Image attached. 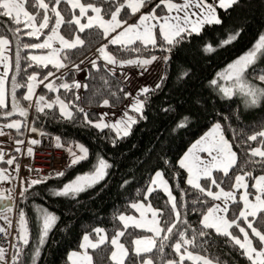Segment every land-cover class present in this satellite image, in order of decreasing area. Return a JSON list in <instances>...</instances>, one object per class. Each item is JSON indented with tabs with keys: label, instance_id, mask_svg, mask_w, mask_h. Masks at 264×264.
<instances>
[{
	"label": "snow or ice",
	"instance_id": "snow-or-ice-1",
	"mask_svg": "<svg viewBox=\"0 0 264 264\" xmlns=\"http://www.w3.org/2000/svg\"><path fill=\"white\" fill-rule=\"evenodd\" d=\"M62 5L67 7L62 8ZM241 6L242 0H212L211 3L208 0H90V2L85 0H0V17L8 18L15 25L14 28L5 25V31L0 32V67L3 68V71H0V116L12 117L18 114L25 118V121L15 119L9 123L0 124V136L9 134L5 132V129H15L23 135L22 127H28L26 118L29 113L16 98V88L20 85L14 75L11 77L10 90L8 88L9 72L13 70L11 49L13 40L10 36L15 38L16 73L20 72L21 48L47 50L45 55L25 56L24 59L29 62L28 67H32V64L40 68H48L52 65L57 71L66 68L67 64L64 61L69 59L71 50L84 46L85 39L81 38V34L86 31L97 32L107 41L96 49L95 58L89 61L93 68L99 70L100 65L97 60L103 59L106 62L105 67L109 64L121 66L127 64L136 65L146 71L153 62L160 59L167 61L169 56L150 55L140 58L138 55L135 58L118 60L107 51L108 45H115L119 49L135 53H140L141 49L147 51L150 48L159 47L161 51L170 53L175 45L193 36L202 35L208 27H224L225 18L217 9L228 13L229 10ZM130 20L132 22H129ZM3 24L4 21L0 20V25ZM62 26L68 33L67 38L60 33ZM45 29H48V33L43 42H21V32L25 36L39 40L41 35H45ZM243 32V27H236L231 31L225 30L223 39L218 38L215 45L211 41H206L204 51L214 52L218 48L226 47L237 41ZM157 33L160 44H158ZM57 43L59 46L55 47L54 44ZM261 59H264V34L258 37L251 49L229 63L223 72L218 73L217 77L210 81V85L226 99L242 97L246 107L261 104L264 102V69L256 67ZM80 63L83 64L84 61L81 60ZM73 68L79 71L80 65L73 64ZM111 71L115 72V69ZM54 75L51 71L42 78H39L37 73L29 75L28 83L24 85L27 88V95L23 99L29 102L33 100V81L43 83ZM183 75L187 76L188 73L185 72ZM60 79L61 77H56V80ZM163 79L164 77L161 78L160 83ZM160 83L152 89L147 86L141 88L128 105L129 111H134L140 114L141 118H146L143 117V110L148 102L149 93L158 90ZM45 87L49 91L59 92L60 88L72 91L73 88L78 89L81 85L73 81L71 84L62 82L57 86L53 81L47 83ZM125 96H132V94L125 93ZM142 96L143 99H141ZM75 99L78 100L79 97L76 96ZM9 101L10 111L7 110ZM102 103L108 106L109 99H103ZM56 107L63 119L71 121L76 118V112L73 111L75 100L66 102L59 95L49 100L45 95H39L35 103V110L38 113ZM77 111L83 114L87 125L101 131L114 130L118 137L129 135L131 126L137 122L133 116L128 115V112L123 113L116 122L109 123L105 122L108 113H102L96 120H92L88 118L89 114L83 108H78ZM222 119L224 118L221 117ZM186 120L187 117L184 118V121ZM184 126L185 122L178 124V127ZM28 130L37 131L35 127H30ZM55 139L57 145L62 147L61 138L57 136ZM249 141H258V144L254 147L249 146L247 157L238 163V153L233 150L232 143L224 134V126L218 120L178 161L179 166L188 173L186 184L201 194L192 201L194 206L192 210L199 211L201 216L198 228L188 223L187 202L181 201L178 205L176 196L170 190L171 186L164 178V171L156 170L144 191L143 199L128 205L139 214V217L120 211L113 216L119 227L113 231L111 237L105 229L99 227L93 229L91 234H84L80 250H73L68 256L70 264H93L89 249H99L102 245L111 248L108 255L110 264H154L153 254L159 256L160 264H185L186 261L189 264H221L218 257L209 254L213 235L225 237L227 243L237 248L251 264H264V174L255 176L250 169L253 164H259L264 168V127L244 139L245 144ZM14 143L16 145L14 150L20 152V145L24 141L15 139ZM36 143H38L36 140L30 141V144ZM74 143L78 151H74L72 146L66 149L70 156L69 168L89 159L88 147L81 143ZM112 143L115 144L116 140ZM27 152L31 155L32 148L29 147ZM199 153H206L207 158L202 159ZM5 155L3 147H0V161L12 165L16 157L12 156L5 161ZM165 163L168 162L165 161ZM16 167L18 169L19 165ZM111 167L112 165L105 159L98 157L91 171L77 174L73 179L63 183L60 188L52 190V195L76 199L81 193L102 181ZM3 172L4 170L0 169V179L6 178ZM216 173L219 176L215 175ZM64 176V171L55 173L56 178ZM47 179L48 177H45L44 180L32 179L25 182L27 187L22 189L20 195L25 196L29 188L44 183ZM249 180L253 181L251 191ZM127 183L128 181H125V184ZM157 189L163 190L168 196L166 203L169 204L170 211L167 215L164 210L154 209L151 203L147 202L148 197ZM0 200H11V197H5L0 192ZM196 204L201 206L200 209L195 208ZM6 210L11 211V206L5 205L0 212ZM37 212L39 236L29 256L32 264H36V260L41 255V248L59 219L55 213L44 207H38ZM4 219L9 226L12 225L11 219L7 216H4ZM17 228L15 253L10 258L11 264H20L23 251L30 244L31 231L23 210L19 211ZM129 229L146 231L151 235H134ZM0 233L5 236L10 235L8 228L4 226H0ZM92 235L97 238L96 242L92 241ZM122 238H126L125 242H121ZM166 247L171 248L172 258H168V254L165 253ZM6 253L7 250L0 246V264H9Z\"/></svg>",
	"mask_w": 264,
	"mask_h": 264
},
{
	"label": "trees",
	"instance_id": "trees-1",
	"mask_svg": "<svg viewBox=\"0 0 264 264\" xmlns=\"http://www.w3.org/2000/svg\"><path fill=\"white\" fill-rule=\"evenodd\" d=\"M61 7L67 6L62 5ZM29 10L31 11V9ZM217 11L225 18L224 27H208L202 35L193 36L175 45L170 53L161 51L159 47L150 48L147 51L141 49L140 53H135L124 51L115 45H108L109 53L119 59H128L138 55L148 57L162 53L169 56L161 76L164 79L160 83V88L149 93L148 102L143 110V117L146 118H141L140 114L133 112L137 122L132 125L129 135L118 137L114 130L104 129L101 131L87 125L83 114L77 111L78 108H83L89 114V119L96 120L99 113L95 108L103 99H109V104L113 106H119L125 100L127 87L118 75L105 67L101 61H98L99 70L92 66L88 67V73L84 77L87 87H84L80 100L75 99L76 88H73L72 91L61 88L57 92L66 102L75 100L73 111L76 112V118L74 120L63 119L58 107L45 109L43 113L36 112L35 108L31 111V127H35L39 133L59 136L60 143L66 148L74 142L84 144L89 149V159L75 167H65L64 177L56 178L53 174L44 183L29 188L25 196L22 197L20 193L18 194L16 198L17 213L19 214L20 210L24 211L31 231L30 244L23 251L20 264H32L29 256L31 249L36 246L39 236L38 207H44L56 213L59 219L41 248V255L36 260V264H69L70 251L80 249L84 234H90L93 229L102 226L111 237L113 231L119 227L118 222L113 219L114 214L120 211L135 212L128 205L143 199L144 191L156 170L164 171V177L169 182L178 205L181 201L187 202L188 223L194 228L199 227L200 212L192 210L194 207L192 201L200 197L201 194L186 184L188 173L178 163L181 155L189 148L192 141L200 137L201 133L219 120L224 126L226 137L233 145V150L238 153L239 163L247 157L249 146L254 147L258 144V141H249L248 144H245L244 139L264 127V102L255 107H246L242 97L226 99L210 85V81L216 77L220 68L241 55L242 52L250 49L264 32V0H242L241 7L229 10L228 13H224L220 9ZM65 19H68L67 15ZM0 20L4 21V24L0 25V32L5 31V25L15 27L8 18L0 17ZM236 27L244 28L242 36L237 41L226 47L218 48L214 52L204 51L206 41H211L215 45L218 38L223 39L225 30L231 31ZM47 31L48 29H45L44 33L46 34ZM61 33L68 36L64 26L61 27ZM20 35L22 43H34L37 40L35 37L25 36L23 32ZM81 38L85 39V44L81 48L71 50L69 59L64 61L67 64L66 68L93 50L96 45L107 43L97 32L88 33L86 31L81 34ZM10 39L13 40L11 45L13 70L9 72L8 88L10 90L11 77L14 75L20 85L16 88V98L28 110L31 102L23 99L27 91L24 85L28 83V76L37 73L39 78H42L47 72L57 70L52 65H49L48 68H40L36 64L28 67L29 62L24 57L33 49L21 48L20 72L16 73L14 66L15 38L10 36ZM157 40L160 44L158 33ZM256 67L264 69V59L259 60ZM66 72V79L73 83L74 71L67 69ZM185 72L188 73L187 76L183 75ZM39 92L48 98L54 96V92L47 90L42 85L38 88ZM168 108L172 110H164ZM7 110H11L10 101ZM17 117L24 119L17 114L12 117L0 116V121ZM185 117H187L186 121H184ZM221 117L224 119L221 120ZM180 122H185V126L178 127ZM13 131L16 138L21 139L25 135L26 127L21 129L23 135L16 130ZM113 140H116L115 144L112 143ZM98 157L112 165L102 181L81 193L76 199L52 195V190L60 188L63 183L74 178L77 174L91 171L92 166L97 163ZM0 166L6 167L7 165L0 161ZM250 169L255 176L264 174V168L259 164L251 165ZM215 175L219 176L218 173ZM125 181L128 183L125 184ZM248 183L251 189L253 181L249 180ZM201 184H204L203 180ZM3 194H7V192H3ZM167 200V194L163 190L157 189L148 197L147 202H150L156 209L164 210L167 215L170 211V206L166 203ZM200 207L199 204L195 205L196 209H200ZM129 231L134 235L148 233L133 229H129ZM125 240L126 238H122V242ZM110 251L111 248L105 245L99 249H91L93 264H110L108 260ZM129 251L131 253V249ZM171 251L170 247L165 248L168 258H172ZM14 253L15 247L12 253L8 251L6 253L9 264H11L10 258ZM209 254L218 257L221 264H251L237 248L228 244L227 239L223 236L213 235ZM152 258L154 264H160L157 254H153ZM185 264H189V262L186 261Z\"/></svg>",
	"mask_w": 264,
	"mask_h": 264
},
{
	"label": "crops",
	"instance_id": "crops-1",
	"mask_svg": "<svg viewBox=\"0 0 264 264\" xmlns=\"http://www.w3.org/2000/svg\"><path fill=\"white\" fill-rule=\"evenodd\" d=\"M208 2L211 3L212 0H208ZM129 22H132V20H130ZM102 44H105V43H100V44L96 45L95 47H93L94 49L91 50L86 55L82 56L81 59H79L76 62L71 63L69 68H61V69H59V71L53 72L55 74L53 77H49V79L44 81L43 83H39L38 82L37 83L38 84V88H39L40 85L45 87V85L47 83L53 82V81L55 82V84L57 86L60 83H62V82H67V83L70 84L71 82H69L66 79V74H67L66 71H67V69H70V70L74 71V73H75V77L72 79V82L73 81H77L81 85V87L78 88V89L76 88V91H75L76 96H78L79 100H80L81 96H82L81 93H82V91L84 89V85H85L84 77L88 73V71H87L88 67L91 66L89 61L91 59L95 58L96 49L99 48ZM107 51H108V49H107ZM165 55H167V54L166 53L156 54L157 57H163ZM135 57H137V56L129 57L128 59L135 58ZM139 57L140 58H146L145 56H142V55H139ZM117 59L118 60H123V59H119V58H117ZM81 60L84 61L83 64L80 63ZM98 61H101L103 63V65H105V63H106L103 59L97 60V63H98ZM166 62L167 61H164L162 59L157 60V61L153 62L152 64H150L147 67L146 71L144 69L136 66V65L124 64L123 66H121L120 64H116V65L109 64L107 66V68L109 70H111L113 68L115 69V72H113V71L112 72L115 75H118L120 80L123 81V83L127 87V91L126 92L127 93H131L132 96H126L125 100L123 101V104H121L119 106H113L111 104H109L108 106H104L102 102L99 105H97L95 109H97L99 115L102 114V113H108V115L105 117V122L114 123V122H116V120L120 119L122 117L123 113H125V112H128V115L133 116L135 118L134 114H132L134 111H129L128 105L132 102V98L136 95V93L141 88L147 86L150 89H152L153 87L156 86V84L160 83L161 76L163 75V71H164V68H165L164 66H165ZM73 64H79L80 65V70L76 71L73 68ZM0 71H3L2 67H0ZM56 77H61V79L60 80H56ZM8 87H9V85H8ZM38 88L34 92L33 100L31 101V105L34 106V107H35V103H36V100H37L38 96L39 95H43L40 92L38 93ZM57 95H58L57 92H54V96L52 98H48L47 96H46V98H48L49 100H53V99H55V97ZM60 98L63 99L62 97H60ZM88 108H91V107H88ZM15 119H19L21 121H25V119L17 117V118L6 119V121H0V124H6V123H9V122H11L12 120H15ZM26 122H28L27 125H30L31 124V119L28 118V120H26ZM212 126H213V124L210 126V128H208L205 132H203L202 135H200V137H198L191 144H189V148L181 155L180 159L192 148V145L195 144V142L197 140L201 139L211 129ZM13 130H15V129H5V132H7L9 134L5 135V136H0V147H3L4 152L6 154H8V152L12 151L11 154L7 155L8 157H5V158L9 159L12 156L16 157V159H15V161H14V163L12 165H8L7 163H5L7 165L6 168L0 166V169L4 170L3 175L6 177L5 179H0V187H4V188H7V186L10 184V181H11V178H12L13 175L18 173V175L22 176V173L24 172V166H27L29 168L30 161H31V158H32V154L31 155L27 154V157L25 156L24 159L18 160L19 155L17 153H15L16 151L14 150L15 147H16V145L14 143V140L17 139V138L14 135V131ZM38 135H39V141L40 142L41 141L42 142H50V143H52V142L56 143L57 142L56 139H55L56 137L54 135H49V134L47 135V134H44V133L43 134L41 133V134H38ZM37 139H38V136L33 138V139L31 138L29 140L30 141L31 140H36L37 141ZM32 146H33V144H29L27 149L29 147H31L32 150H33ZM73 150L75 151L77 149L74 147ZM203 154L204 153H199V155H200V157L202 159H203V157H202ZM7 159H5V161ZM20 162H22V163H20ZM17 165H19L18 169L16 167ZM259 175H261V174H259ZM0 192H2V190H0ZM135 213L138 214L137 212H134V214ZM79 250H76V251H79ZM71 252L72 251H70V253ZM89 253L92 255V253L90 252V249H89ZM69 264H70V261H69Z\"/></svg>",
	"mask_w": 264,
	"mask_h": 264
},
{
	"label": "rangeland",
	"instance_id": "rangeland-1",
	"mask_svg": "<svg viewBox=\"0 0 264 264\" xmlns=\"http://www.w3.org/2000/svg\"><path fill=\"white\" fill-rule=\"evenodd\" d=\"M85 2H90V1H85ZM77 14H78V10H77ZM89 14H91V13H89ZM47 33H48V31H47ZM47 33L45 34V35H43V36H40L39 37V40H36V42H34V43H37V42H43V40L46 38V35H47ZM60 33H61V29H60ZM262 34H264V32L262 33ZM61 35H62V33H61ZM67 38V37H66ZM258 40V39H257ZM256 40V41H257ZM256 43V42H255ZM254 43V44H255ZM254 44L252 45V47L254 46ZM54 46L55 47H58L59 45H58V43L57 44H54ZM251 47V48H252ZM250 48V49H251ZM249 50V49H248ZM248 50H246V51H248ZM246 51H244V52H242L241 53V55L242 54H244ZM45 54H47V50H44V49H33V50H31V51H29V53H28V55H45ZM240 56V55H239ZM239 56H237V57H239ZM237 57H235V58H233L232 60H230V62H228L227 64H225V66H223L222 68H220L219 69V71L217 72V74L218 73H220V72H223L224 70H225V68H226V66L229 64V63H231V62H233ZM217 74H216V77H217ZM215 77V78H216ZM33 83V85H34V88H33V92H35L36 90H37V88H38V81H33L32 82ZM61 89V88H60ZM26 95H27V91H26ZM29 107H30V109L29 110H33L35 107L34 106H32L31 105V103H30V105H29ZM29 127L28 128H30L31 127V124L30 125H28ZM28 128H26V132H25V134L27 133V131H28V133L26 134V135H24L22 138H21V140H23L24 141V143L22 144V145H20V149H21V151L20 152H15V153H17L18 155H19V157H18V160H22V159H24L25 158V156L27 157V147L29 146V144H30V140L29 139H33L34 137H32V136H30V134L31 133H34L36 136H38V139H37V141H38V143H36V144H41V142L39 141V135L38 134H41L42 132H40L39 133V131H35V132H32V131H29L28 130ZM205 132V131H204ZM44 134H46V133H44ZM225 134V133H224ZM48 135V134H47ZM201 135H202V133H201ZM225 136H226V134H225ZM227 138V137H226ZM228 139V138H227ZM29 140V141H28ZM196 140V139H195ZM193 142V141H192ZM191 142V143H192ZM79 143V142H78ZM190 143V144H191ZM35 144H33V146H34ZM32 146V147H33ZM69 146H72L73 147V149H74V147H75V143H71V144H69ZM68 148V147H67ZM11 151V150H10ZM75 151H78V150H75ZM12 152V151H11ZM11 152H8V154H6L5 155V157H8L7 155H9V154H11ZM202 157H203V159H206L207 158V156H206V153H204L203 155H202ZM5 159H7V158H5ZM4 162V161H3ZM70 162V161H69ZM108 162V161H107ZM20 163H22V162H20ZM68 166V163L64 166V167H67ZM6 168V167H5ZM64 170V169H63ZM62 170V171H63ZM88 172V171H87ZM53 174H55V173H53ZM80 174H83V173H80ZM165 178V177H164ZM32 179H40L38 176H35V175H30L29 174V168L27 167V166H24V172L22 173V176L21 175H18V173L17 174H15V175H13L12 176V178H11V181H10V184L7 186V188H4V187H0V190H2V192H7V195H11L12 197H14V199H15V203H14V205H13V207L11 206V211H2V212H0V224L1 225H3L4 227H7L8 228V230H9V232H10V235L12 236V238H13V242H12V246H11V249H10V253H12V250H13V248H14V245H15V237L17 236V234H18V228H17V221H18V219H19V214L17 213V210H16V204H17V196H18V194L21 192V190L24 188V187H27V184L25 183V182H27V181H31ZM73 179V178H72ZM71 180V179H70ZM21 181V182H20ZM69 181V180H68ZM68 181H66V182H68ZM65 182V183H66ZM169 183V182H168ZM171 190V189H170ZM227 190V189H226ZM249 190L251 191V189L249 188ZM172 194H173V192H172ZM174 195V194H173ZM238 195V197H239V194H237ZM152 207H153V205H152ZM154 209H156L155 207H153ZM52 212V211H51ZM54 213V212H53ZM126 214H130V215H136L137 217H139V214H134V213H126ZM55 215H56V213H55ZM149 215V218H150V216H151V214L149 213L148 214ZM4 216H7L9 219H11L12 220V225L11 226H9L8 225V223H7V221L4 219ZM97 228V227H96ZM99 228H103L102 226L101 227H99ZM104 229V228H103ZM91 234V233H90ZM145 235H151L150 233H147V234H145ZM142 236V235H141ZM91 239H92V241L93 242H96V237L95 236H91ZM82 242H83V240H81ZM81 242V243H82ZM122 242V241H121ZM91 250V249H90ZM73 251V250H72ZM92 253V252H91ZM93 257V256H92Z\"/></svg>",
	"mask_w": 264,
	"mask_h": 264
},
{
	"label": "built area",
	"instance_id": "built-area-1",
	"mask_svg": "<svg viewBox=\"0 0 264 264\" xmlns=\"http://www.w3.org/2000/svg\"><path fill=\"white\" fill-rule=\"evenodd\" d=\"M30 136L34 137L35 135L31 133ZM69 161L68 151L65 147L41 142V144L33 146L29 172L39 177L52 176L53 173L63 170ZM12 242L11 235L5 236L0 233V246H3L9 253Z\"/></svg>",
	"mask_w": 264,
	"mask_h": 264
},
{
	"label": "water",
	"instance_id": "water-1",
	"mask_svg": "<svg viewBox=\"0 0 264 264\" xmlns=\"http://www.w3.org/2000/svg\"><path fill=\"white\" fill-rule=\"evenodd\" d=\"M5 197H11V200H0V209H4L5 205H10L12 206L14 204V199L12 198V196L9 194H4Z\"/></svg>",
	"mask_w": 264,
	"mask_h": 264
}]
</instances>
